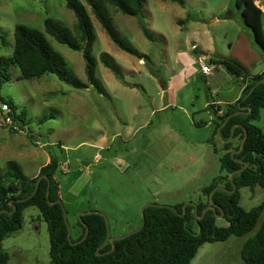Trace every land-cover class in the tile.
<instances>
[{
  "label": "rangeland",
  "instance_id": "rangeland-1",
  "mask_svg": "<svg viewBox=\"0 0 264 264\" xmlns=\"http://www.w3.org/2000/svg\"><path fill=\"white\" fill-rule=\"evenodd\" d=\"M80 1L92 21L95 78L106 95L91 86L72 88L50 74L35 80L17 79L19 71L11 67V79L3 84L0 97L13 102L16 113L24 111L23 130L29 134L5 124L0 112V169L12 160L26 176H32L45 164L46 148L53 146L59 162L55 178L71 237L80 235L77 215L87 209L103 214L110 236L116 237L140 226V211L146 204L194 203L200 190L219 175L222 151L213 150L223 145L213 135L218 120H209L203 110L204 103L212 100L206 85L212 77L203 75L199 62L212 71L211 55L235 59L240 39H246L256 54L262 53L241 23L236 0H184V7L170 0H145L143 22L152 39L143 35L136 18L109 8L119 38L143 54L141 59L119 49L84 0ZM253 2L264 6V0ZM188 13L198 19L180 25ZM227 13L231 17H222ZM46 18L67 28L76 23L63 0H0V35L5 40L4 46L0 43V56L12 55L16 25L44 32ZM45 35L74 75L87 83L82 54ZM103 53L121 80L101 63ZM212 80L226 82L221 73ZM234 84H224L220 94L232 95ZM209 121L212 125L205 126ZM250 123L264 134V107ZM207 137L210 146L202 142ZM232 143L237 145L235 140ZM239 192L245 210L264 200V189L259 186L243 187ZM262 219L248 235L203 244L190 264H242V244L255 234ZM215 223L227 225L224 218L216 217ZM2 246L9 255L7 264H49L47 225L35 207L24 210L21 229L5 238Z\"/></svg>",
  "mask_w": 264,
  "mask_h": 264
},
{
  "label": "trees",
  "instance_id": "trees-1",
  "mask_svg": "<svg viewBox=\"0 0 264 264\" xmlns=\"http://www.w3.org/2000/svg\"><path fill=\"white\" fill-rule=\"evenodd\" d=\"M63 1L76 17V23L71 28H67L51 18H46L43 21L44 32L23 24L15 26L12 55L7 58L0 56V90L3 84L11 79L10 68L14 67L20 74L17 79L35 80L50 74L72 88L86 89L91 86L99 94L106 95L95 78L97 61L91 55V51L96 36L87 9L80 0ZM170 1L181 7L185 6L184 0ZM84 2L108 38L119 49L139 59L144 57L143 54H139L121 41L118 32L113 27L109 8L136 18L143 35L147 39H152L143 22L145 0H84ZM235 6L241 10V23L250 31L253 45L261 51L264 58V14L253 0H236ZM222 17H231V15L227 13ZM197 19L195 15L188 13L179 23L183 25ZM45 34L59 44L66 45L82 54L85 61L87 83L81 82L74 75L65 59L50 45ZM0 43L5 45L2 35H0ZM99 59L121 80L119 71L107 54H101ZM209 63L212 66L222 67L230 76L245 83L241 97L235 103L207 107L208 110H211L214 118L218 120L213 135L217 134L216 130L224 119L237 111L238 103L250 108L251 113L230 117L225 126L220 129V137L223 141L222 149H214L216 152L222 151L219 157V175L213 179L210 185L200 190L199 197L194 202L195 206L187 204L182 216L180 215L183 213V204L173 207L155 205L146 208L144 210L145 224L142 229L122 240L115 241L114 251L109 254L105 253L111 248V244L107 243L98 251L100 255L96 254V250L106 238L105 221L98 214H86L81 219L88 227L87 236L82 242L71 245L67 240V228L63 221L62 206L54 203L60 200L59 183L55 178V173L59 168L58 157L54 147L48 146L46 149L49 154V162L40 168L36 177L26 176L20 166L12 160L6 161L3 168L0 169V211L6 210V212L0 213V264H7L9 259L8 253L2 246L3 240L21 229L23 212L31 206L39 211L41 219L47 225L49 264H190L203 244L224 242L231 236L248 235L256 227L261 216L263 219L255 234L249 236L242 244L240 257L242 264H264V200L258 206L245 210L240 204L241 195L239 192L243 187L252 189L259 186L264 189V134L259 127L250 123L251 120L258 117L260 108L264 107V83L256 86L245 100L242 99L258 80L264 78V71L261 74L250 76L243 64L236 59L222 55H211ZM132 87L137 86L133 85ZM1 103L8 105L9 116L13 122L24 129L27 121L24 111L16 113L15 104L4 101L0 97ZM217 111H221V114L218 115ZM234 124H241L245 128L246 139L241 152L235 153L231 157V151L239 149L244 135L241 127H235L232 140H235L237 145L234 146L232 140L228 143L225 142ZM57 147L61 149L60 144ZM234 159L247 164L246 169L233 176L236 190L234 192L215 191L212 201L219 208L214 211L208 210L202 218L198 219L201 217L202 211L209 205V195L216 186H222L228 191L232 190L229 174L243 166ZM39 176H45V178L40 180L36 193L25 202H17L33 192ZM47 190L49 191V202L46 199ZM11 203H14L15 210ZM219 209L224 212L223 218L227 222L224 227H218L215 223V215L220 214ZM77 223L81 228V233L77 238L71 237L73 243L79 241L85 233V227L78 219ZM195 228L197 231H194Z\"/></svg>",
  "mask_w": 264,
  "mask_h": 264
},
{
  "label": "water",
  "instance_id": "water-1",
  "mask_svg": "<svg viewBox=\"0 0 264 264\" xmlns=\"http://www.w3.org/2000/svg\"><path fill=\"white\" fill-rule=\"evenodd\" d=\"M261 83H264V78L258 80V81H257V82H256L251 88H250L249 92H248V93H247L242 99L245 100V99H246V98H247V97L253 92V90L255 89V87L258 86V85L261 84ZM250 113H251V109H250V108H247V107H245V106H241V105L238 103V104H237V111L234 112V113L231 114V115H228V116L224 119V121L222 122V124L217 128V130H216L217 135L220 137V129H221L222 127L225 126V124L227 123V121L229 120L230 117L235 116V115H249ZM235 127H241V128L243 129V131H244V135H243V138L241 139L239 149H238V150H235V151H231V153H230L231 157H232L235 153H239V152H241V150H242V148H243L244 141H245V139H246V130H245V128H244L241 124H234V125L231 127L230 135H229L228 139H227L225 142L228 143V142H230V141L232 140L233 132H234V128H235ZM220 138H221V137H220ZM221 140H222V139H221ZM234 160H235L236 162L242 164L243 166H242L240 169H238V170H236V171H234V172H231V173L229 174V180H230L231 183H232V190H231V191H228V190L224 189L222 186H216V187L211 191V193H210V195H209V205L206 206V208L202 211L201 217H199V218L197 217L198 219L202 218L208 210H212V211H214V209L219 208V207H217V206L214 204V202L212 201V196H213V194H214L215 191H217V190H223V191H226V192H234V191L236 190V186H235V184L233 183V176H234L235 173H239V172L243 171L244 169H246L247 164H246L245 162H242L241 160H238V159H234ZM42 178H45V176H39V177H38V179L36 180L35 188H34L33 192H32L29 196H27V197H25V198H21V199L17 200V202L22 203V202H25V201H27L28 199H30V198L36 193V191H37V189H38L39 182H40V180H41ZM48 184H49V183H48ZM48 198H49V191L47 190V192H46V199H47V201H48ZM48 202H49V201H48ZM54 203L59 204V205L62 206V211H63V221H64V224H65V226H66V228H67V240L70 242L71 245H76L77 243L82 242V241L86 238V236H87V233H88V227L83 223V221H82V219H81V217H82L83 215H86V214H98V215H100V216L103 217V219H104V221H105V226H106V238H105L103 244H102V245L96 250V254H97V255H100V254L98 253V251H99L100 249H102L107 243H110V244H111V248H110V250H108V251L105 252L106 254H109V253H111V252L114 251V248H115V247H114V242H115V241H117V240H122V239H124V238H126V237H128V236H130V235H133V234L137 233L138 231H140V230L142 229V227L144 226V224H145L144 210H145L146 208H148V207L155 206V204H151V203H148V204H146L145 206H143L142 209H141V211H140V216H141V224H140V226H139L138 228H136V229H134V230H132V231L126 233V234H123V235H120V236H116V237H111V236H110V229H109L108 220H107V218H106L103 214H101L100 212H97V211H91V210H90V211H87V212H82V213H80V214L77 215V219H78V220L81 222V224L85 227V233H84V236H83L79 241L73 243V242H71V228H70V226H69V224H68V222H67V212H66V210L64 209L61 200H57V201H55ZM11 204H13V210H15L14 203H11ZM49 204L52 205V203H49ZM187 204H191V205L195 206V204L192 203V202L184 204V205H183V213H182L180 216H182V215L184 214V208L186 207ZM219 210H220V214H219V215H215V217L223 218V216H224V212H223L221 209H219ZM2 212H6V210H2V211H0V213H2ZM195 213H196V210H195Z\"/></svg>",
  "mask_w": 264,
  "mask_h": 264
},
{
  "label": "crops",
  "instance_id": "crops-1",
  "mask_svg": "<svg viewBox=\"0 0 264 264\" xmlns=\"http://www.w3.org/2000/svg\"><path fill=\"white\" fill-rule=\"evenodd\" d=\"M236 46L239 50H237L236 53H234L233 57L247 68L250 76L261 74L264 71V58L260 54H256V52H254L253 50H251L248 47L246 39L245 40L240 39V41L237 43ZM196 49H195V51H196ZM200 52H202V51H200ZM198 59H200V57ZM213 67L214 68L212 71L208 68V73L202 72V69H201V72L203 73L204 76H208V77H212V78H214V77L217 78L218 74L221 73V75L223 77H225L226 82L222 84L221 81L220 82H218L216 80L213 81L212 78H210V80L206 79L207 91L210 94V98L212 100L211 101L207 100L205 102L206 104L204 103V105H203L204 109L203 110L205 111L209 120L214 117L211 113V110L207 109V107L209 105L218 106V105H228V104L235 103L241 97L243 88L245 86V83H242L240 79H235L232 76H230L228 73L225 72V70L222 67H220V66H213ZM250 67H253V70H250L249 69ZM229 82H232V83L235 82L236 83L233 86V88H235L234 93H232V95L222 96L220 94L222 86L224 87V84H229ZM170 86H168V89L171 88ZM168 102H170V101H168ZM168 104L169 103H167V105ZM217 114L220 115L221 111H217ZM211 125H212V123H210V121H209L205 126L210 127ZM210 141H211V138L207 137L202 142L204 144L210 146ZM206 147L207 146H205L204 149ZM191 156L193 157L194 160H196L194 155H191ZM48 162H49V155L47 156V159H46V162L44 165H46ZM44 165H41L40 168ZM40 168H39V170H40ZM39 170H37L36 173L33 174L32 176H28V177H30V178L36 177L39 173ZM88 210H90V209H87L85 211H88Z\"/></svg>",
  "mask_w": 264,
  "mask_h": 264
},
{
  "label": "built area",
  "instance_id": "built-area-1",
  "mask_svg": "<svg viewBox=\"0 0 264 264\" xmlns=\"http://www.w3.org/2000/svg\"><path fill=\"white\" fill-rule=\"evenodd\" d=\"M258 7V6H257ZM259 8V7H258ZM262 13L264 14V6L262 8H259ZM201 64L202 72L208 73V68L203 64V62H199ZM0 112L4 114L3 122L5 124H8L13 130H17L18 132H24L25 130L21 129L16 123L13 122L12 118L9 116L10 109L7 104L1 103L0 104ZM26 134V131L25 133Z\"/></svg>",
  "mask_w": 264,
  "mask_h": 264
}]
</instances>
